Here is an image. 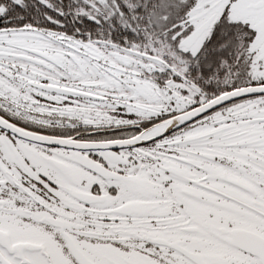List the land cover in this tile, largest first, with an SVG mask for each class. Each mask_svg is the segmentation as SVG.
<instances>
[{
    "label": "snow or ice",
    "instance_id": "6c2138e0",
    "mask_svg": "<svg viewBox=\"0 0 264 264\" xmlns=\"http://www.w3.org/2000/svg\"><path fill=\"white\" fill-rule=\"evenodd\" d=\"M0 264H264V0H0Z\"/></svg>",
    "mask_w": 264,
    "mask_h": 264
}]
</instances>
